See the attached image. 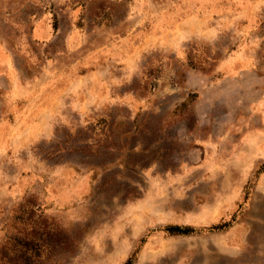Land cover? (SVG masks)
<instances>
[{"label":"rangeland","instance_id":"rangeland-1","mask_svg":"<svg viewBox=\"0 0 264 264\" xmlns=\"http://www.w3.org/2000/svg\"><path fill=\"white\" fill-rule=\"evenodd\" d=\"M26 201L57 264H264V0H0V244Z\"/></svg>","mask_w":264,"mask_h":264},{"label":"trees","instance_id":"trees-1","mask_svg":"<svg viewBox=\"0 0 264 264\" xmlns=\"http://www.w3.org/2000/svg\"><path fill=\"white\" fill-rule=\"evenodd\" d=\"M29 201L19 205L12 217L17 229L0 244V264H57L59 256L73 250V239L58 226L35 216ZM14 225V226H15ZM170 235H186L191 228L166 226ZM125 264H132L128 259Z\"/></svg>","mask_w":264,"mask_h":264}]
</instances>
